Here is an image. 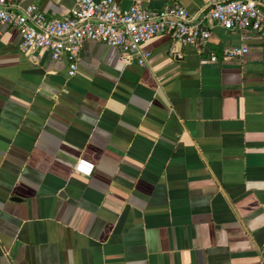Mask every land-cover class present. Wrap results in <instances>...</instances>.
I'll return each instance as SVG.
<instances>
[{
  "label": "crops",
  "instance_id": "0c3cea01",
  "mask_svg": "<svg viewBox=\"0 0 264 264\" xmlns=\"http://www.w3.org/2000/svg\"><path fill=\"white\" fill-rule=\"evenodd\" d=\"M77 1L32 0L47 19ZM115 1L189 16L209 3ZM200 24L207 40L181 60L168 35L141 43V67L85 40L72 77L65 58L29 61L17 30L0 27V264H258L264 31ZM77 159L93 165L88 178L72 173Z\"/></svg>",
  "mask_w": 264,
  "mask_h": 264
},
{
  "label": "built area",
  "instance_id": "2783aa9c",
  "mask_svg": "<svg viewBox=\"0 0 264 264\" xmlns=\"http://www.w3.org/2000/svg\"><path fill=\"white\" fill-rule=\"evenodd\" d=\"M224 30L240 32L264 31V2L257 0H209L207 7L194 16H189L179 6H166L159 10L147 9L140 3H132L121 9L115 0H79L61 19H47L30 2L20 7L11 0H0V27L11 26L17 30L18 52L29 61L36 55L48 53L53 61L65 58L66 75L76 72V55L85 40L115 48L120 53V62H134L143 66L149 54L139 51V45L159 35H168L182 46H192L196 41L205 42L209 25ZM245 46L225 48L220 59L231 60L246 54ZM217 57L208 55V62ZM74 175L88 178L93 165L77 159L71 169ZM258 264H264V246L260 250Z\"/></svg>",
  "mask_w": 264,
  "mask_h": 264
},
{
  "label": "water",
  "instance_id": "95a60500",
  "mask_svg": "<svg viewBox=\"0 0 264 264\" xmlns=\"http://www.w3.org/2000/svg\"><path fill=\"white\" fill-rule=\"evenodd\" d=\"M181 47H182L181 43L176 39H174L173 42L171 43L169 54L173 56L174 60L182 59V56L179 54Z\"/></svg>",
  "mask_w": 264,
  "mask_h": 264
}]
</instances>
